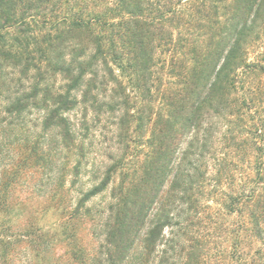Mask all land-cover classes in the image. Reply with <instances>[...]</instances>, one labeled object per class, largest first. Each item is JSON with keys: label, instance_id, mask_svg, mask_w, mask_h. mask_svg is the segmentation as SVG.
Returning a JSON list of instances; mask_svg holds the SVG:
<instances>
[{"label": "trees", "instance_id": "obj_1", "mask_svg": "<svg viewBox=\"0 0 264 264\" xmlns=\"http://www.w3.org/2000/svg\"><path fill=\"white\" fill-rule=\"evenodd\" d=\"M260 42L264 0H0V264L48 253L45 227L13 216L31 183L62 213L56 225L70 229L65 253L45 264H202L192 230L210 159L225 215L252 208L228 230L231 259L264 264V194L254 180L236 187L237 155L218 154L224 140L264 158L263 128L244 127L257 99L245 78L264 72V51L250 58ZM91 115L114 118L118 147L89 165ZM234 118L237 130L221 133ZM254 162L263 176L264 162ZM69 170L73 184L87 172L94 183L65 204L57 198ZM44 179L46 195L37 189ZM104 193L103 206H88ZM245 233L262 246L252 259Z\"/></svg>", "mask_w": 264, "mask_h": 264}, {"label": "rangeland", "instance_id": "obj_2", "mask_svg": "<svg viewBox=\"0 0 264 264\" xmlns=\"http://www.w3.org/2000/svg\"><path fill=\"white\" fill-rule=\"evenodd\" d=\"M264 51V42H260L258 47L254 48L252 50V54L250 56L252 62H258L262 57L259 56V53H262ZM264 60V59H263ZM246 83H244V87L249 88V86L254 89V92L256 93V96L254 95V98H257L255 101V108L253 111L247 112L245 116V129H253L255 127L263 128L262 131H260L261 137L258 140L264 139V127L261 126L264 124V72L259 71H253L251 74L245 78ZM242 85V86H243ZM243 95L242 92L236 94L238 98ZM251 96V95H249ZM236 97V98H237ZM261 100H260V99ZM76 115V114H74ZM78 116V117H77ZM76 116V120L81 117L80 115ZM92 116V117H91ZM90 118V131L88 133V139L86 141L88 147V162L89 165L93 163V159H102L103 155H107L110 153V151H113L118 147L116 144V140L114 137V133L112 132L114 130V125H112V122H114V118L108 117V115H105L101 118V122H97L98 120L93 118V115H91ZM75 117V116H74ZM217 119H211L208 120V126L216 129H220V126L217 125ZM237 122H239L238 119H233V124H229L226 126V124L222 125L221 133H224L227 129H230V133L234 130H237ZM229 127V128H228ZM220 131V130H219ZM255 132L256 129H253ZM217 133V132H216ZM239 136H241L243 139H249L248 147H250V142L252 143L254 140V137L249 136L247 133H239ZM237 135V136H238ZM217 136V134H216ZM222 135H219V139ZM236 136V133H235ZM238 136V137H239ZM250 137V138H249ZM244 148H239L236 150L233 147L232 141H220L219 147H218V154L221 155L223 153H231L237 155L236 158H233L234 166L232 168L233 173V184L237 185H245L246 183L254 180L253 182H250L248 185H260L261 191L264 194V175L261 177L255 176V171L253 170L254 161L258 160V164H262L264 162V158H258L256 159L255 154H253L252 150ZM251 151V152H250ZM250 153V154H249ZM243 159V160H242ZM68 160V159H67ZM67 160L64 161L68 165V169H71L75 165L76 159L73 157L71 158L70 162H67ZM209 175H212L213 179L209 180V186H207V193L205 198H202V206H200L199 212L200 214L196 215L193 218V230L192 231H200V233H193L194 236L199 238V241L202 242V250L201 255L203 262L202 264H241L238 263L236 260L231 259L230 255V249L232 245V241L229 240L228 230H231L233 228V223L235 225H239L242 223L248 215V212L252 209L249 205L243 204L241 206L242 213L239 215H233L232 217H229L225 215L223 208L220 204L222 199L221 194V188L216 183L217 181L215 179L217 176V172L219 171V165L216 164V161L213 159L209 160ZM67 172L66 176V185H65V193H62L58 196V200L64 199L62 201L65 202V204L70 203L71 201L73 203H76L75 200L79 197V192L81 190H87L91 187L93 182V173L87 172L81 174L79 180L76 182V184H73L72 182L75 181L74 175L70 172ZM250 174V175H249ZM36 182V181H35ZM49 182L47 179H44L42 183L38 184L37 189L38 191L43 192L44 195H46L48 192L51 191V186H49ZM30 189H24L25 191L21 193V200L28 199L24 204L18 205L17 210L14 212V219H18L19 221H24L25 219H33L45 227V233H46V239L49 242L48 245V253H46V256H42L41 259H36L33 257L31 264H45L48 263V261H55V258L58 255H63L66 251V237L70 233V229H65L64 226H57L56 223L58 222V219L61 216L60 210H56L54 207L56 206L54 201L52 202L50 198L46 197V199L38 198L37 195L34 193L33 184L31 183ZM231 186L229 185L227 191L230 190ZM39 194V193H38ZM108 195L102 194L92 201L89 202V207H96L99 208L100 206H103L108 201ZM63 197V198H62ZM59 200V201H60ZM25 211V212H23ZM85 227V226H83ZM87 228H82L81 233L88 238L87 242L92 244L94 240L92 239V236L89 232V225L86 226ZM235 228V227H234ZM251 229V227H249ZM248 233H245L243 235V248L247 253L250 254L249 259H252L255 256L256 248H261V244L257 242L254 238L251 237V235H247ZM87 235H89L87 237ZM85 238V239H86ZM241 238V239H242ZM4 251V249H1ZM47 252V250H46ZM35 255V254H33ZM67 257H64L63 263L66 262ZM40 260V261H39ZM14 264H17L14 262Z\"/></svg>", "mask_w": 264, "mask_h": 264}]
</instances>
